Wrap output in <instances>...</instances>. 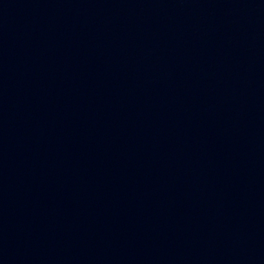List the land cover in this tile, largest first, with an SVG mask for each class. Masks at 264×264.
I'll list each match as a JSON object with an SVG mask.
<instances>
[{
    "label": "water",
    "instance_id": "95a60500",
    "mask_svg": "<svg viewBox=\"0 0 264 264\" xmlns=\"http://www.w3.org/2000/svg\"><path fill=\"white\" fill-rule=\"evenodd\" d=\"M0 264H264V0H0Z\"/></svg>",
    "mask_w": 264,
    "mask_h": 264
}]
</instances>
